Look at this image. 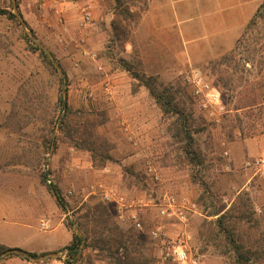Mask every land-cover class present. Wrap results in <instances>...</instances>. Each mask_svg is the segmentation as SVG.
<instances>
[{
    "label": "rangeland",
    "instance_id": "rangeland-1",
    "mask_svg": "<svg viewBox=\"0 0 264 264\" xmlns=\"http://www.w3.org/2000/svg\"><path fill=\"white\" fill-rule=\"evenodd\" d=\"M261 1L127 0L133 13L127 36L110 40L113 0H18L17 10L38 43L63 69L65 91L62 76L33 51L18 18L0 15V242L37 255L58 253L38 262L24 260L22 254L5 255L0 264H66L67 250L61 249L77 229L66 220L80 216L110 189L126 206L119 218L111 203V226L140 235L147 264H178L158 257L157 243L148 235L157 222L171 237L189 236L197 264H234L230 253L202 234L205 227L217 228V216L209 215L213 206L233 216L225 224L244 250L261 251L248 264H264V181L242 166L229 167L222 151L225 137L235 131L264 140V8L263 16L245 30ZM0 9L14 13L12 0H0ZM86 11L90 19L83 23ZM226 54L233 59L225 60ZM192 69L219 90L226 108L219 122L194 101L183 77ZM135 74L153 78L190 115L200 164L183 161L181 143L170 130L172 117L162 112ZM59 94L76 112L64 132L58 129L61 120L57 123L64 111H53ZM54 116L52 126L48 121ZM85 119H103L89 131L110 149L104 167L71 144L69 135L86 136L77 131L78 121ZM49 183L60 188L67 209L56 203ZM163 193L186 195L195 203L186 225L157 215L154 204ZM133 216L142 231L133 226ZM76 264H87L85 257Z\"/></svg>",
    "mask_w": 264,
    "mask_h": 264
},
{
    "label": "trees",
    "instance_id": "trees-1",
    "mask_svg": "<svg viewBox=\"0 0 264 264\" xmlns=\"http://www.w3.org/2000/svg\"><path fill=\"white\" fill-rule=\"evenodd\" d=\"M113 1L114 12L113 18L110 21V30L108 33L110 40H122L127 36L129 25L133 20V13L130 11L129 6H127V0ZM263 8L264 0H262L257 6L252 17L246 24L245 30L255 24L257 17L263 16ZM0 15H6L9 19L18 21L12 11L0 9ZM29 42L33 51L42 55L50 67L56 71L55 66L52 64L45 51L31 40H29ZM228 55L229 57H227V54L223 55L225 60L228 58L229 60H232L233 56L231 54ZM221 62L222 59L219 60L220 64H222ZM119 63L125 70L130 71L128 62L125 59L120 58ZM135 78L139 80L141 85L147 88L150 96L154 99L162 112L172 117L169 123L170 130L173 131L172 137L181 143L180 149L183 161L194 166L200 164V155L196 151L195 139L193 137L190 123V115L185 112V109L181 107L179 103L174 101V97L169 90L158 88L153 78L140 76L138 74H135ZM59 79L62 80L61 77ZM58 110L64 111V115L58 126V129L61 132H64V129L69 128V124L71 123L70 118H75L76 112L66 100L62 98L61 94L58 95L53 111L56 112ZM56 120L57 118L54 116V118H50L48 122L53 126ZM102 122L103 119L95 122L90 121V119H85L81 121V123L79 120V130L77 129V131L78 133L80 132V136H86L84 138H73L72 135H69L70 140H72V146L88 152L91 161L93 163H98V166L100 167H104L108 160L111 159L110 149L106 145V140L93 136L94 133L89 130L94 128L97 124L100 125ZM54 145H56V141L54 142ZM128 173H130L131 177H137V174L133 171ZM46 178L47 173H41L42 182L45 183ZM47 189L53 195L59 207L64 210L67 209V201L62 196L60 188L55 184L49 183L47 184ZM81 208L82 207L80 206L77 210L79 209L80 211ZM113 214L114 208L111 206V203H106L99 198L97 201L91 203V205L85 206V211L74 220L71 222L66 220L68 226L75 224L78 231L83 234V236H79L72 232L71 240L62 247L61 250H67L68 259L65 261L66 264H76L77 262L82 261L83 257H85L87 264H93L94 261H102L106 258L110 259L107 264H147V261L144 259V256L140 251V246L142 244L141 237H139L140 235H137V233L126 235L116 224L112 223L111 226V218L113 217ZM209 215L217 216L215 221L217 228L205 227L202 234L205 233L208 239H212L215 246L219 248L223 247L222 252L230 253L234 264H248L251 258H260V250H244L243 246L234 239L232 230L225 224L226 219L233 218L232 215H229L227 211L221 213V211H218L215 206H213ZM89 223H92L91 227H88ZM219 235H223V240L219 239ZM7 249H9V247L0 244V254ZM121 251L122 253L120 254ZM29 254L32 256H39L35 252H29ZM9 255L21 256V253L8 254V256ZM4 258L5 256L2 257V259ZM22 258L28 260L26 257Z\"/></svg>",
    "mask_w": 264,
    "mask_h": 264
},
{
    "label": "built area",
    "instance_id": "built-area-1",
    "mask_svg": "<svg viewBox=\"0 0 264 264\" xmlns=\"http://www.w3.org/2000/svg\"><path fill=\"white\" fill-rule=\"evenodd\" d=\"M89 19L90 12L86 11L82 14L83 23H86ZM183 77L190 85L192 97L199 108L213 121L219 122L226 113L219 90L204 79L197 69H192L189 73L185 72ZM223 155L224 157L227 156V152L225 151ZM243 167L245 170L250 171L252 178L264 181V151L258 156L247 159ZM102 192L103 201L114 204L117 216L119 218L123 217L126 209L123 197L112 189L103 190ZM154 206L159 217L168 221H177L182 225H186L189 216L195 212V203L188 196L173 193L161 194ZM40 224L45 226V221H41ZM133 226L138 231L143 230L141 223L135 216H133ZM148 235L157 243L158 257L162 262L197 264V260L191 255L188 247V235L171 237L165 232V225L162 222L154 224L148 230Z\"/></svg>",
    "mask_w": 264,
    "mask_h": 264
},
{
    "label": "crops",
    "instance_id": "crops-1",
    "mask_svg": "<svg viewBox=\"0 0 264 264\" xmlns=\"http://www.w3.org/2000/svg\"><path fill=\"white\" fill-rule=\"evenodd\" d=\"M166 6L167 5H165L163 8H166ZM180 10H185V7H182ZM225 139L227 141V145L222 151L223 153L225 151L227 152V156H225V158L229 163V167H243L244 162L247 159L258 156L264 151V140H262V137H259L258 135L243 136L240 134V132L235 131L233 135H227ZM261 185H264V183H261ZM262 196L264 198V193ZM0 244L11 248L2 242H0ZM9 262L10 260H6L4 263L8 264Z\"/></svg>",
    "mask_w": 264,
    "mask_h": 264
},
{
    "label": "water",
    "instance_id": "water-1",
    "mask_svg": "<svg viewBox=\"0 0 264 264\" xmlns=\"http://www.w3.org/2000/svg\"><path fill=\"white\" fill-rule=\"evenodd\" d=\"M13 2V10H14V14L15 16L18 18V20L20 21V23L22 24V26L26 29L29 37L31 38V40L38 44L44 51L45 53L49 56L52 64L55 66V68L57 69V71L59 72V74L62 76L63 78V91H65V86H66V78H65V73L63 71V69L61 68V66L57 63L54 55L48 50L46 49L42 44H39L36 37L34 36L33 31L28 27L26 21L23 19V17L21 16V14L19 13V11L17 10V6H16V0H12ZM61 120V117L58 118L57 123H59ZM55 135L53 134L52 137V144H53V140H54ZM51 154V151H50ZM73 233L77 234V235H81L79 233V231L74 227L73 228ZM12 253H21L24 257H26L28 260L32 261V262H38V261H42L48 257H56L58 256V253L56 252H49V253H45L39 256H32L29 254V252L24 251L22 249L19 248H9L6 251H4L3 253L0 254V259L8 254H12Z\"/></svg>",
    "mask_w": 264,
    "mask_h": 264
}]
</instances>
